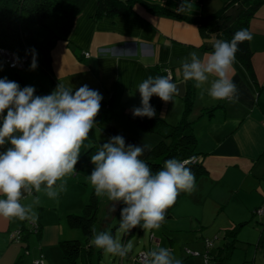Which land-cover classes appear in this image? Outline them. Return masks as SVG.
<instances>
[{"label":"crops","instance_id":"0c3cea01","mask_svg":"<svg viewBox=\"0 0 264 264\" xmlns=\"http://www.w3.org/2000/svg\"><path fill=\"white\" fill-rule=\"evenodd\" d=\"M141 1L134 5L132 14L98 18L97 0H90L67 38L61 36L58 16L47 17L45 24L59 35L52 49L51 74L39 65L34 71L22 68L16 72L5 66L0 78L15 81L21 88L33 86L36 95L51 94L55 84L72 86L73 91L87 84L102 94L101 109L110 115L94 128L96 143L100 146L110 137L122 135L126 144H148L151 149L163 137L142 131L130 118L133 107L141 105L137 85L148 76L169 77L166 69L171 71V79L179 85L181 94L174 103L165 104L156 96L150 103L156 117L172 125L182 119L185 97L191 88L194 104L189 117L198 138L199 157L208 173L198 180L195 191L179 200L161 228L151 230L150 245L151 249L155 245L170 248L183 264H194L186 246L201 254L209 249L216 257L218 247L231 240L225 236L226 229L249 220L253 213L264 225V3L250 22L253 75L237 59L230 78L239 89V101L229 103L213 100L206 93L201 99L194 83L183 81L181 68L190 52L203 57L219 39L217 34L203 36L197 24L182 16L209 15L223 5L222 0H188L191 10L184 13L174 11L182 0ZM143 3L165 6L181 17L151 11ZM211 108L214 110L209 113ZM88 144L85 141L80 157L89 150ZM148 153L146 149L141 158ZM91 156L77 164L76 175L66 178L67 191L57 199H49L42 191L21 201L27 205L35 196L40 198L39 205L34 206V223L41 231L32 234L28 242L13 240L11 232L31 227L32 223L0 217V264H15L23 253L32 263L42 254L45 264L57 263L54 257L60 251V241L75 234L67 224V214L82 212L94 190L88 180L94 167ZM263 234L261 231L258 247L261 243L264 246ZM207 239L213 240L214 247H206ZM26 244L29 248L24 252Z\"/></svg>","mask_w":264,"mask_h":264},{"label":"clouds","instance_id":"9594fccd","mask_svg":"<svg viewBox=\"0 0 264 264\" xmlns=\"http://www.w3.org/2000/svg\"><path fill=\"white\" fill-rule=\"evenodd\" d=\"M191 10L188 0H182L174 11ZM248 29L236 31L231 40L217 39L212 51L203 57L193 51L181 62L183 81L194 83L199 97L237 103L239 89L230 78L237 62L239 45L251 42ZM30 70L38 67V53L33 48ZM141 105L133 107L134 117L153 119L156 109L150 103L153 96L165 104L174 103L181 88L170 77L148 76L137 85ZM33 86H21L0 78V217L16 218L34 223L35 205L40 198L24 205L22 200L34 192L57 199L67 191L68 180L76 175L81 148L89 141L97 125L103 96L87 84L73 91L72 86L59 84L48 95H36ZM6 113V114H5ZM148 144H126L122 135L110 137L92 154L94 165L88 176L98 198L107 197L115 205L123 203L119 232L128 233L136 227L145 232L158 230L166 220V212L182 193L196 190V175L188 161L176 158L164 162L153 172L142 159ZM195 159V158H193ZM90 243L105 254L125 258L132 250L131 242L124 243L109 231L90 229ZM140 264H183L167 247H153L140 258ZM204 264H208L205 259Z\"/></svg>","mask_w":264,"mask_h":264},{"label":"trees","instance_id":"16d2710c","mask_svg":"<svg viewBox=\"0 0 264 264\" xmlns=\"http://www.w3.org/2000/svg\"><path fill=\"white\" fill-rule=\"evenodd\" d=\"M90 0H0V49H8L19 54L26 59V65L22 68L30 66L32 56L31 49H35L38 53V65L47 73L52 72V49L55 46L59 35L53 32L46 24L45 19L51 15H57L59 19L61 36L67 38L75 24L77 16L84 10ZM141 0H97L96 16L128 15L134 12V5ZM223 5L215 12L209 15H201L198 17L182 16L199 26L203 36L217 34L219 39L231 40L233 34L242 29H248L250 32V22L255 16L259 7L264 0H222ZM145 4V3H143ZM146 8L151 11H157L167 16H179L176 12L162 5L145 4ZM239 51L236 54L241 64L253 75V54L254 51L250 42H244L239 45ZM4 66L9 67L4 57L0 53V71ZM16 71L22 68H11ZM58 85L55 84V89ZM186 104L182 119L176 125H172L164 118L155 117L148 119L130 115V118L142 131L148 133H158L163 138L154 146L147 154L144 160L152 168L153 172L160 170L164 162L168 159L176 158L181 161L187 160V166L192 169L196 175V184L198 180L208 170L199 155L198 138L194 132L193 121L189 114L194 104V92L189 88L186 94ZM110 105V104H109ZM214 108L207 111L212 113ZM110 115L102 110L97 116V125H102ZM91 140L94 142L92 148L79 158V162L86 159L89 155L94 154L99 145L96 143L95 129L90 133ZM195 158V159H193ZM186 194L182 192L175 202L166 212V217L173 213V209L179 200ZM101 199L98 198L93 190L85 203L82 212L68 213L66 220L71 228L80 229L83 233V239H63L59 243L63 257L69 264H79L81 258L91 256L93 247L90 243L92 232L90 229L95 226L100 212ZM250 222L243 221L234 227L225 230V236L230 237V241L224 243L217 250V256H213L211 264H229L227 263L232 257L234 250L237 248V242L241 227ZM41 227L34 231V228L23 227L22 238L18 241L28 242L30 236L39 233ZM137 230V227H136ZM128 232L125 238L132 237L135 233ZM264 233V227L262 229ZM264 235V234H263ZM28 245H25L26 252ZM211 253V252H210ZM191 255V254H188ZM201 255V254H200ZM24 253L18 258L15 264H22ZM45 257L43 254L41 255ZM40 256V257H41ZM130 256V252H129ZM193 256V255H191ZM39 257V258H40ZM134 257L131 264H137ZM46 260L44 258V264ZM123 264V258L122 262Z\"/></svg>","mask_w":264,"mask_h":264},{"label":"rangeland","instance_id":"374dc122","mask_svg":"<svg viewBox=\"0 0 264 264\" xmlns=\"http://www.w3.org/2000/svg\"><path fill=\"white\" fill-rule=\"evenodd\" d=\"M3 68L7 69L5 66ZM28 68H30V66L23 69ZM23 69H19V71H23ZM11 70L12 72H16L15 69ZM113 207V203H110V200H108L107 197H101L100 212L98 214V219L95 223V228L98 232H111L113 235L118 236L119 239L124 243L130 241L132 244V250L130 251V256L128 254L125 258H123V264H131L137 254L142 251H149L151 249L150 243L152 231L150 230L145 232L141 227H137L136 233L132 237L126 239V233L118 231L121 218V209L125 207V205L122 203L116 204L115 211H113ZM259 212H262V209L259 210ZM255 215L256 213L250 215V222L241 227L237 242V248L234 250L232 257L229 259L230 264H264V251H262V248L264 247L263 243H261L260 247H258V242L264 225L262 224L261 219ZM71 229L74 230L75 234L67 238L81 240L84 238L83 233L80 229ZM216 241L217 240H215V242ZM154 247L157 246L155 245ZM248 247H251L250 250L248 249ZM187 248L191 249L190 247L186 246V253ZM257 250H259L258 254H256ZM60 251H57L56 256L54 257V259L57 260L56 264H69L67 260L63 258L62 251ZM205 252L201 254L202 257L198 255H193L189 257V259L191 258V262L194 264H204ZM121 262L122 258L118 256H113L111 254H105L102 250L97 249L95 246L93 247V253L91 254V256L88 255V257L81 258L79 260V264H121ZM212 262H214V259H212ZM22 264H34V261L32 263L29 259V255H27V253L25 255L24 253Z\"/></svg>","mask_w":264,"mask_h":264},{"label":"built area","instance_id":"2783aa9c","mask_svg":"<svg viewBox=\"0 0 264 264\" xmlns=\"http://www.w3.org/2000/svg\"><path fill=\"white\" fill-rule=\"evenodd\" d=\"M101 52H105V49H100ZM1 55L4 57L5 62L9 65L11 68H22L26 65V59L22 58L19 54H17L14 51H10L8 49L1 48L0 49ZM89 54V53H87ZM167 73L170 78H172L171 71L167 68ZM31 228H34V231L38 230V225L36 223L31 224ZM11 237L15 241H19L22 238V231L20 229L14 230L11 232ZM213 246V240L212 239H207L206 242V247L210 248ZM187 253L191 255H200L201 252L198 250H192L187 248ZM147 251H142L138 254V257L136 259L137 264H140V258L141 256L146 253ZM205 259H207L208 264H211L210 261L212 259V255L210 253V250H206L205 252ZM35 264H44V257L41 256L40 258H37L34 260Z\"/></svg>","mask_w":264,"mask_h":264},{"label":"water","instance_id":"95a60500","mask_svg":"<svg viewBox=\"0 0 264 264\" xmlns=\"http://www.w3.org/2000/svg\"><path fill=\"white\" fill-rule=\"evenodd\" d=\"M136 230V228L132 229L131 232H134Z\"/></svg>","mask_w":264,"mask_h":264}]
</instances>
